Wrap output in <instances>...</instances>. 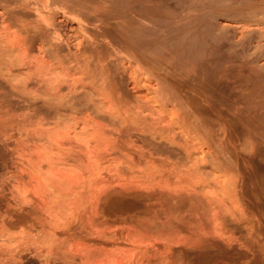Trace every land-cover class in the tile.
<instances>
[{"label":"rangeland","instance_id":"374dc122","mask_svg":"<svg viewBox=\"0 0 264 264\" xmlns=\"http://www.w3.org/2000/svg\"><path fill=\"white\" fill-rule=\"evenodd\" d=\"M0 12V264H264V0Z\"/></svg>","mask_w":264,"mask_h":264},{"label":"bare ground","instance_id":"6f19581e","mask_svg":"<svg viewBox=\"0 0 264 264\" xmlns=\"http://www.w3.org/2000/svg\"><path fill=\"white\" fill-rule=\"evenodd\" d=\"M56 1H57V0H56ZM142 1H143V0H142ZM170 1H171V0H170ZM172 1H173V0H172ZM232 1H233V0H232ZM117 2H118V1H117ZM151 2H152V1H151ZM151 2H150V3H151ZM158 2H159V1H158ZM158 2H157V3H158ZM181 2H182V1H181ZM222 2H223V1H222ZM226 2H227V1H226ZM31 3H32V2H31ZM39 3H40V2H39ZM39 3H38V4H39ZM76 3H77V2H76ZM93 3H94V2H93ZM100 3H101V2H100ZM135 3H136V2H135ZM199 3H200V1H199ZM199 3H198V4H199ZM224 3H225V2H224ZM227 3H228V2H227ZM258 3H259V2H258ZM258 3H257V4H258ZM261 3H262V2H261ZM3 4H4V3H3ZM25 4H26V3H25ZM104 4H105V3H104ZM120 4H121V3H120ZM120 4H119V5H120ZM190 4H191V3H190ZM196 4H197V3H196ZM219 4H220V3H219ZM219 4H218V5H219ZM221 4H222V3H221ZM228 4H229V3H228ZM248 4H249V3H248ZM7 5H8V4H7ZM107 5H108V4H107ZM115 5H116V3H115ZM240 5H241V4H240ZM243 5H244V4H243ZM246 5H247V3H246ZM105 6H106V5H105ZM158 6H159V5H158ZM203 6H204V5H203ZM221 6H222V5H221ZM225 6H226V5H225ZM238 6H239V5H238ZM36 7H37V6H36ZM106 7H107V6H106ZM165 7H166V6H165ZM246 7H248V5H247ZM246 7L244 6V8H246ZM72 8H73V7H72ZM72 8H71V9H72ZM119 8H120V7H119ZM152 8H153V7H152ZM152 8H151V9H152ZM244 8H243V9H244ZM108 9H110V8H108ZM122 9H123V8H122ZM165 9H166V8H165ZM170 9H171V7H170ZM203 9H204V8H203ZM32 10H33V9H32ZM103 10H104V9H103ZM171 10H172V9H171ZM221 10H222V9H221ZM39 11H40V10H39ZM150 11H151V10H149V12H150ZM210 11H211V10H210ZM21 12H22V11H21ZM144 12H145V11H144ZM169 12H170V11H169ZM261 12H262V11H261ZM0 13H1V12H0ZM8 13H9V12H8ZM18 13H19V12H18ZM28 13H29V12H28ZM125 13H127V12H125ZM189 13H190V12H189ZM263 13H264V12H263ZM12 14H13V13H12ZM23 14H24V13H23ZM112 14H113V13H112ZM161 14H162V13H161ZM164 14H165V13H164ZM167 14H168V13H167ZM169 14H171V13H169ZM169 14H168V15H169ZM174 14H175V13H174ZM255 14H257V13L255 12ZM260 14H261V13H260ZM54 15H55V14H54ZM122 15H123V14H122ZM129 15H130V14H129ZM243 15H244V14H243ZM247 15H248V14H247ZM261 15H262V14H261ZM17 16H18V15H17ZM153 16H154V15H153ZM165 16H166V15H165ZM219 16H220V15H219ZM237 16H238V15H237ZM237 16L235 15V17H237ZM241 16H242V15H241ZM248 16H249V15H248ZM248 16H247V17H248ZM255 16H256V15H255ZM255 16H254V17H255ZM20 17H21V15H20ZM230 17H231V16H230ZM239 17H240V15H239ZM17 18H18V17H17ZM44 18H45V16H44ZM108 18H109V17H108ZM174 18H175V17H174ZM215 18H216V17H215ZM217 18H218V17H217ZM220 18H221V17H220ZM232 18H233V17H232ZM255 18H256V17H255ZM255 18H254V19H255ZM260 18H261V17H260ZM34 19H35V18H34ZM243 19H244V18H243ZM252 19H253V17L251 18V20H252ZM257 19H258V18H257ZM261 19H262V18H261ZM25 20H26V19H25ZM37 20H38V19H37ZM42 20H43V19H42ZM53 20H54V19H53ZM147 20H148V19H147ZM165 20H166V19H165ZM165 20H164V21H165ZM234 20H235V19H234ZM236 20H238V18H237ZM255 20H256V19H255ZM10 21H11V20H10ZM28 21H29V20H28ZM30 21H31V20H30ZM47 21H48V20H47ZM110 21H111V20H110ZM110 21H109V22H110ZM258 21H259V20H258ZM25 22H26V21H25ZM53 22H54V21H53ZM153 22H154V21H153ZM7 23H8V22H7ZM41 23H42V21H41ZM147 23H148V22H147ZM158 23H159V22H158ZM170 23H171V22H170ZM149 24H150V23H149ZM167 24H168V23H167ZM167 24H166V25H167ZM176 24H177V23H176ZM18 25H19V24H18ZM39 25H40V24H39ZM61 25H62V24H61ZM150 25H151V24H150ZM184 25H185V24H184ZM205 25H206V24H205ZM19 26H20V25H19ZM23 26H24V25H23ZM26 26H27V25H26ZM29 26H30V25H29ZM148 26H149V25H148ZM148 26H146V27H148ZM155 26H156V25H155ZM34 27H37V26H34ZM39 27H40V26H39ZM41 27H43V26H41ZM196 27H197V26H196ZM196 27H195V28H196ZM26 28H27V27H26ZM26 28H25V29H26ZM28 28H29V27H28ZM32 28H33V27H32ZM60 28H62V27H60ZM156 28H158V27H156ZM165 28H166V27H165ZM149 29H150V28H149ZM206 29H207V28H206ZM36 30H37V29H36ZM41 30H42V29H41ZM154 30H155V29H154ZM154 30H153V31H154ZM25 31H26V30H25ZM155 31H156V30H155ZM190 31H191V30H190ZM192 31H193V30H192ZM192 31H191V32H192ZM194 31H195V30H194ZM200 31H201V30H200ZM202 31H203V30H202ZM210 31H211V30H210ZM148 32H149V31H148ZM156 32H157V31H156ZM169 32H170V31H169ZM29 33H30V32H29ZM29 33H28V34H29ZM139 33H141V32H139ZM150 33H151V31H150ZM150 33H149V34H150ZM176 33H177V32H176ZM31 34H32V33H31ZM147 34H148V33H147ZM147 34H146V35H147ZM135 35H136V34H135ZM205 35H207V34H205ZM261 35H263V34H261ZM34 36H35V35H34ZM37 36H38V35H37ZM40 36H41V35H40ZM140 36H141V34H140ZM35 37H36V36H35ZM48 37H49V36H48ZM55 37H56V36H55ZM170 37H171V36H170ZM207 37H208V36H207ZM263 37H264V36H263ZM60 38H61V37H60ZM183 38H184V37H183ZM187 38H188V37H187ZM30 39H32V37H31ZM168 39H170V38H168ZM177 39H178V38H177ZM180 39H181V38H180ZM206 39H207V38H206ZM159 40H160V39H159ZM59 41H60V40H59ZM206 41H207V40H206ZM208 41H209V40H208ZM255 41H256V40H255ZM41 42H42V41H41ZM133 42H134V41H133ZM180 42H181V41H180ZM201 42H202V41H201ZM30 43H31V41H30ZM32 43H33V42H32ZM60 43H61V42H60ZM138 43H139V42H138ZM138 43H137V44H138ZM162 43H163V42H162ZM230 43H231V42H230ZM250 43H251V42H250ZM31 45H33V44H31ZM132 45H133V43H132ZM157 45H158V44H157ZM137 46H138V45H137ZM146 46H147V45H146ZM245 46H246V45H245ZM250 46H251V45H250ZM135 47H136V46H135ZM61 48H62V47H61ZM199 48H200V47H199ZM207 48H208V47H207ZM214 48H215V47H214ZM146 49H147V48H146ZM249 49H250V48H249ZM52 52H53V51H52ZM56 52H57V51H56ZM199 52H200V51H199ZM202 52H203V51H202ZM221 52H222V51H221ZM226 52H227V51H226ZM200 53H201V52H200ZM62 54H63V53H62ZM215 56H216V55H215ZM212 57H213V56H212ZM216 57H217V56H216ZM220 57H221V56H220ZM249 57H250V56H249ZM251 57H252V56H251ZM60 58H61V57H60ZM198 58H199V57H198ZM227 58H228V57H227ZM255 58H256V57H255ZM235 60H236V59H235ZM6 61H7V60H6ZM228 61H230V59H229ZM196 62H197V61H196ZM204 62H205V61H204ZM209 62H211V61H209ZM220 62H221V61H220ZM234 62H235V61H234ZM4 64H5V63H4ZM214 64H215V63H214ZM215 65H216V64H215ZM220 65H221V64H220ZM228 65H229V64H228ZM206 66H207V65H206ZM209 66H210V65H209ZM7 67H8V66H7ZM224 68H225V67H224ZM224 68H223V69H224ZM1 69H2V68H1ZM7 69H8V68H7ZM219 69H220V68H219ZM227 74H228V73H227ZM1 86H2V85H1Z\"/></svg>","mask_w":264,"mask_h":264}]
</instances>
